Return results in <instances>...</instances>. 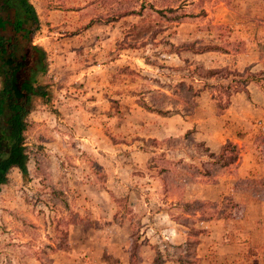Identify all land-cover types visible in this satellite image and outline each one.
Segmentation results:
<instances>
[{
    "label": "rangeland",
    "instance_id": "374dc122",
    "mask_svg": "<svg viewBox=\"0 0 264 264\" xmlns=\"http://www.w3.org/2000/svg\"><path fill=\"white\" fill-rule=\"evenodd\" d=\"M29 1L48 97L0 188V264H264V0Z\"/></svg>",
    "mask_w": 264,
    "mask_h": 264
},
{
    "label": "trees",
    "instance_id": "16d2710c",
    "mask_svg": "<svg viewBox=\"0 0 264 264\" xmlns=\"http://www.w3.org/2000/svg\"><path fill=\"white\" fill-rule=\"evenodd\" d=\"M38 25L37 14L29 0H0V140L5 139V145L0 148V188L8 181L11 169L15 168L21 176L27 174L25 138L32 124L28 114L34 98L47 101L48 97L49 84L43 81L47 69L46 52L30 40ZM225 69L206 71L211 74ZM243 72L246 77L236 72L233 76L239 75V78L235 80L233 77L222 92L231 86L232 92L245 90L251 73ZM224 105L217 104L216 107L223 109ZM254 143L264 150V133L257 134ZM226 146L230 150L235 148L230 142ZM225 149L223 147L222 151ZM207 155L212 157L213 154L208 152ZM227 163L229 161L221 164ZM261 179H252V182L258 183Z\"/></svg>",
    "mask_w": 264,
    "mask_h": 264
},
{
    "label": "crops",
    "instance_id": "0c3cea01",
    "mask_svg": "<svg viewBox=\"0 0 264 264\" xmlns=\"http://www.w3.org/2000/svg\"><path fill=\"white\" fill-rule=\"evenodd\" d=\"M239 98V97H238ZM7 183V182H6ZM5 183V184H6ZM74 226L72 227V229H70V236L73 235V231H74ZM72 242V241H70ZM72 245V244H71ZM74 251V249L72 250ZM112 255V254H111ZM118 255H112V256H109V257H105L104 256H100V258L98 257V263H102V264H136V263H133L130 259H129V255L128 253L125 254V257H123V255L121 256H118ZM73 258L74 256H71L70 258V261H66V263H63V264H73ZM68 260V259H67ZM138 264H142V262H137Z\"/></svg>",
    "mask_w": 264,
    "mask_h": 264
}]
</instances>
